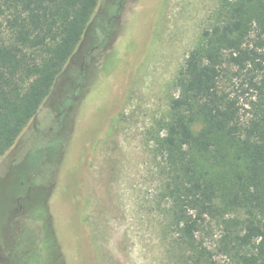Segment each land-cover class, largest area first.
<instances>
[{"label": "rangeland", "instance_id": "374dc122", "mask_svg": "<svg viewBox=\"0 0 264 264\" xmlns=\"http://www.w3.org/2000/svg\"><path fill=\"white\" fill-rule=\"evenodd\" d=\"M218 4L97 0L68 73L0 156V264H189L201 248L215 264H235L225 252L241 232L234 214L206 217L194 242L201 248L182 239L154 147L177 94V73L202 31L215 24ZM109 22L115 35L103 46ZM88 67L99 79L98 95L115 83V99L90 95L80 116L76 98ZM230 82L223 77L221 85L228 90ZM73 121L87 130L76 138L80 170L69 169L54 188L59 126L66 130Z\"/></svg>", "mask_w": 264, "mask_h": 264}, {"label": "trees", "instance_id": "16d2710c", "mask_svg": "<svg viewBox=\"0 0 264 264\" xmlns=\"http://www.w3.org/2000/svg\"><path fill=\"white\" fill-rule=\"evenodd\" d=\"M96 3L0 0V156L68 73L95 21ZM217 15L177 73V94L169 102L168 118L154 147L165 165L164 194L182 239L193 250L200 247L194 242L206 217L231 213L241 232L225 252H232L235 264H264V0H219ZM114 24L103 26V46L114 37ZM82 60L89 65L85 56ZM81 73L76 98L80 116L89 107L90 95L103 100L112 94L114 101L115 83L106 86L101 98L99 79L89 67ZM99 77L107 82L102 73ZM223 77L231 81L228 90L221 85ZM68 127L59 126L61 158L54 188L69 169L80 170L76 138L87 130L79 121ZM230 222L226 221L227 238L232 234ZM206 252L198 250L189 264H215Z\"/></svg>", "mask_w": 264, "mask_h": 264}]
</instances>
